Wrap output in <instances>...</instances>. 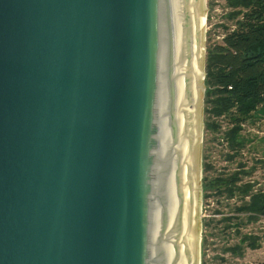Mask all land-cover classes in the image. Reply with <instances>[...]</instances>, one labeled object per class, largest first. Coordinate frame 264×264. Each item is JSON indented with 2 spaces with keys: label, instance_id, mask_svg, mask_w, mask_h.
I'll return each mask as SVG.
<instances>
[{
  "label": "water",
  "instance_id": "water-1",
  "mask_svg": "<svg viewBox=\"0 0 264 264\" xmlns=\"http://www.w3.org/2000/svg\"><path fill=\"white\" fill-rule=\"evenodd\" d=\"M206 0H0V264H201Z\"/></svg>",
  "mask_w": 264,
  "mask_h": 264
},
{
  "label": "trees",
  "instance_id": "trees-1",
  "mask_svg": "<svg viewBox=\"0 0 264 264\" xmlns=\"http://www.w3.org/2000/svg\"><path fill=\"white\" fill-rule=\"evenodd\" d=\"M226 5L227 17L234 23L225 26L221 41L207 48L205 126L208 133L226 141L227 157L234 160L253 141L244 135L245 125L264 116V0H226ZM203 166L204 199L215 202V213L221 215L206 219L204 225L211 237L225 240L221 253L242 257L247 248L258 249V237L244 232L264 217V190L244 180L251 167L239 162L231 173L212 174L206 159ZM208 237L203 238L204 250Z\"/></svg>",
  "mask_w": 264,
  "mask_h": 264
},
{
  "label": "rangeland",
  "instance_id": "rangeland-1",
  "mask_svg": "<svg viewBox=\"0 0 264 264\" xmlns=\"http://www.w3.org/2000/svg\"><path fill=\"white\" fill-rule=\"evenodd\" d=\"M207 14H206V60L207 48L212 43L222 40L226 32L225 26H230L234 23L228 19L227 13L230 10L226 5V0H206ZM206 103L204 105V120L206 122L208 115L205 111ZM261 120H255L252 123L246 124L243 130L244 135L253 141L246 146L242 154L234 160H229L227 153L229 148L226 141L218 138V135L208 133L206 126L204 128L203 136V163L206 159L212 167L211 173H231L239 168V162L245 163L251 167V174L244 177L245 181H250L255 186L256 190H264V116L259 117ZM228 127V122L223 121V129ZM204 167V166H203ZM204 175V172H203ZM235 202V199L231 201ZM202 211L200 218H202V241H201V264H262L264 263V217H261L255 223L246 226L244 232H250L258 237L260 247L252 250L247 248L242 257H233L229 253H221L223 241L217 240L216 237H211L210 232L206 230L204 225L205 220L211 217L220 218L221 215L215 213L217 205L212 200L204 199V190L202 196ZM227 212L228 208L223 207ZM209 235L206 250L202 248L203 238ZM205 252V253H204Z\"/></svg>",
  "mask_w": 264,
  "mask_h": 264
},
{
  "label": "bare ground",
  "instance_id": "bare-ground-1",
  "mask_svg": "<svg viewBox=\"0 0 264 264\" xmlns=\"http://www.w3.org/2000/svg\"><path fill=\"white\" fill-rule=\"evenodd\" d=\"M205 24H206V16H204V26H205Z\"/></svg>",
  "mask_w": 264,
  "mask_h": 264
}]
</instances>
